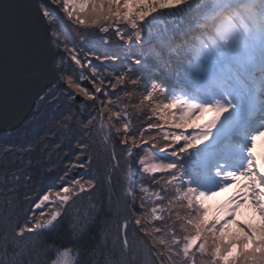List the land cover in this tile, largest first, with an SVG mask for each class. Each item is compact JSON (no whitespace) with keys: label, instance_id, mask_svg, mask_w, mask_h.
<instances>
[{"label":"snow or ice","instance_id":"6c2138e0","mask_svg":"<svg viewBox=\"0 0 264 264\" xmlns=\"http://www.w3.org/2000/svg\"><path fill=\"white\" fill-rule=\"evenodd\" d=\"M51 4L59 6L86 48L69 46L68 29L47 0H40L42 15L30 18L0 0V111L18 87L39 84V100L66 102L58 129L75 137L74 143L68 138L56 144L68 157L59 186L36 199L31 161L9 169L7 160L31 153V145L2 142L0 171L7 179L0 183V205L12 208L22 198L31 208L22 225L14 223L11 211L0 210V264H264V223L254 229L236 219L250 204L264 221V0ZM41 20L48 21L43 29ZM94 29L104 35L90 36ZM112 35L122 42L119 53L110 50ZM49 42L57 47L59 64L49 58ZM90 78L94 91L81 85ZM142 84L145 94L133 107L142 111L147 104L151 115L146 127H137L129 105L121 108L119 102L131 100ZM118 86L123 97L113 100ZM76 95L86 98L78 110ZM94 129L103 133L108 153L103 163L92 155ZM122 167L136 187L121 194L113 177ZM77 169L92 174L71 175ZM233 186L226 206L210 217L209 201ZM82 197L88 206L80 212ZM122 200L127 214L117 234L105 220L97 239L89 228L98 213L110 215L114 208L119 221ZM64 221L71 233L62 238L67 243L50 240L47 234L59 232ZM130 224L142 234L132 242Z\"/></svg>","mask_w":264,"mask_h":264},{"label":"trees","instance_id":"16d2710c","mask_svg":"<svg viewBox=\"0 0 264 264\" xmlns=\"http://www.w3.org/2000/svg\"><path fill=\"white\" fill-rule=\"evenodd\" d=\"M40 1V0H39ZM49 7L52 9L56 17L61 20L66 28L68 29V35H67V40L69 41V46H72V42H75L76 44L80 45L81 47H87L86 45L82 44L78 37L76 36V32L72 31V26L70 22L67 20V17L65 14L60 10L58 5H53L51 4V0H47ZM55 25H53L50 29L51 31L55 29ZM92 37L95 36H102V33H99L97 29H94L90 32L89 34ZM113 37V35H112ZM62 39L64 37H61ZM113 40V41H112ZM111 49L115 51L114 49H117L118 46L121 45V41L117 39V41L113 38L111 39ZM55 44V43H54ZM114 47V48H112ZM56 52H57V47L55 45ZM119 50V49H118ZM123 57L121 61H116L114 62L113 66H119L122 63ZM57 62L59 64V57L57 56ZM72 69H75L76 71L73 73L74 76H76L79 72V69L77 66L72 63L71 65ZM101 70L103 71V66L101 67ZM62 75V73L60 74ZM90 80V89L94 91L91 85V78ZM59 82V77L58 81ZM114 82V81H113ZM85 86V84H84ZM107 87V84L105 85ZM122 86H118L117 91L113 94L112 98L115 100L116 96H121L123 97V93L120 91V88ZM132 85L128 84L127 85V90H132ZM51 88L47 89L45 94H47L50 91ZM112 90L109 88V92ZM145 94V86L142 84L139 86L131 100H128L127 98H123L119 102V107H123L125 104L129 105V112L132 114V122L134 125L137 127L145 126L147 124V117L151 115L149 112V107L147 104L143 106L142 111L136 110L133 106L139 101L143 99V96ZM59 93H57V97H59ZM101 95V98L105 100L106 98L103 97L102 94H97ZM83 97V96H82ZM85 98V97H84ZM86 99V98H85ZM93 102L90 101V105ZM113 110H117L115 105H111ZM68 108L66 106V102L62 100H58V98H54L52 96H49L47 100L41 101L38 100L35 107L33 110L30 112L28 118L25 120V122L22 124L20 128L17 130L7 133V134H2L0 135V162H2V150L5 147V145L2 143L3 141L7 140L9 143H15V144H20L21 147H24L26 145H31L33 151L31 153H39V151L42 150L43 147H48L49 149L54 150L55 155L50 159L48 156L45 157V160L43 162H39L37 166H35L34 170H29V174L33 177L32 184L30 187L33 189L31 192V195L33 199H36L40 194H42L45 190L52 186H59V179L58 176L63 174V167L64 163L66 162L68 157L64 156L62 152L58 151L55 149L57 143H64L67 141L68 138H72L73 143L75 141V137L73 136L72 132L69 131L68 133H64L62 131H59L58 129V124L57 122L60 120L61 116L63 113L67 112ZM89 111H92L93 114L95 115L96 112L90 108ZM38 113V114H37ZM34 114H36L34 116ZM108 113L105 112V119L107 118ZM31 122V123H29ZM113 123H117L115 118L113 119ZM96 127L99 128V122H96ZM112 132L115 133V128L112 129ZM55 134V135H53ZM103 134V133H102ZM93 139H91L90 143L93 146V158L94 160H97L100 163H103L108 157V153L104 150V144L103 140L99 137L98 133L94 129L93 131ZM122 147V146H121ZM119 151V149H117ZM47 155V154H46ZM11 157H7L8 161H12L10 159ZM63 161V162H62ZM121 164H124V161H121ZM19 165V163H18ZM17 165V166H18ZM24 165V164H23ZM16 166L8 164V168L12 169ZM96 165H93V168H95ZM51 169V171H49ZM133 171L136 174V177L140 175L139 171L137 170L136 166L133 167ZM92 174V170L90 169H77L74 170L71 175H84V176H90ZM135 178V177H134ZM7 179V174L0 171V183H4L5 180ZM114 180L117 181V187L120 193L122 194L124 189L128 187H132L135 189L136 185L135 184H129L126 175H125V170L122 167L120 172L116 173L113 177ZM14 204L17 202L14 201ZM106 205V201H105ZM77 206L79 207V211L83 212L86 210L88 206V201L82 197L81 200L77 201ZM30 208L31 204L30 203H25L23 199L18 203V206L9 208L8 206H3L0 205V210L4 212L11 211L12 217L14 220L15 224H21L25 220V218L30 215ZM120 212H121V219L118 221L115 217V209L113 208V213L112 214H107L105 212H100L98 213V219L95 222L94 225H92L89 228V232L92 234H95L97 239H99V232L104 224L105 220L108 221L110 227H111V232L113 235L117 234V223H122L123 215H126V211L124 209V203L123 200L121 201L120 204ZM75 214V213H73ZM154 224H158L159 222L153 221ZM48 238L51 240L53 236L57 239L58 243H67L66 239H62L64 237L70 238L71 233L68 231V224L67 221H64L63 224L61 225V228L59 232L53 234V233H48ZM142 234L139 233L134 225L130 224L128 228V239L130 242L133 241V237H140ZM110 244V241H109ZM135 246L139 248V241H136Z\"/></svg>","mask_w":264,"mask_h":264},{"label":"water","instance_id":"95a60500","mask_svg":"<svg viewBox=\"0 0 264 264\" xmlns=\"http://www.w3.org/2000/svg\"><path fill=\"white\" fill-rule=\"evenodd\" d=\"M3 3L15 5L16 11L22 18H30L37 12H40L42 15V10L39 8V0H3ZM47 24V20H41V29L45 28ZM47 31L50 36L51 29L49 28ZM48 55L51 61L58 64L54 43L49 42ZM57 81H54V83H57ZM40 87L41 85L39 84L23 85L9 94L8 103L5 105L3 110L0 111V135L13 132L22 126L39 100L36 96V92L40 91ZM49 88H51V84L49 87L44 88L41 95H44L46 90ZM75 100L78 108V104L86 99H84L81 95H76ZM87 103L89 104V101H87ZM98 134L103 139L101 133Z\"/></svg>","mask_w":264,"mask_h":264},{"label":"rangeland","instance_id":"374dc122","mask_svg":"<svg viewBox=\"0 0 264 264\" xmlns=\"http://www.w3.org/2000/svg\"><path fill=\"white\" fill-rule=\"evenodd\" d=\"M102 35H104V34H102ZM113 38L117 41V38L114 35H113L112 39ZM112 48H114V47H112ZM114 50L119 53L120 46H118V48L114 49ZM84 84H85L86 87L89 88L90 87V80L82 81L81 85L84 86ZM89 90L93 91L90 88H89ZM260 150H261L260 149V142L258 141V147H257L258 154H259ZM261 171H264V165H262ZM233 191H235V186H233L232 189H228V190H226L223 193H218L217 196L213 197L209 201L208 206H209V209H210V211H209V216L210 217L217 209H220V208H223V207L226 206V200L232 194ZM236 219L241 221L244 224L251 225L254 229L255 228H259V226L262 223H264V221H261L259 214L257 212H255L251 208L250 204L249 205H245L241 209L238 210L237 215H236ZM233 231H237L235 226H233Z\"/></svg>","mask_w":264,"mask_h":264},{"label":"flooded vegetation","instance_id":"af4514ba","mask_svg":"<svg viewBox=\"0 0 264 264\" xmlns=\"http://www.w3.org/2000/svg\"><path fill=\"white\" fill-rule=\"evenodd\" d=\"M89 105H90V101H89ZM78 109H79V104H78V108L76 110H78ZM99 137H100V135H99ZM17 145H20V144H17ZM55 149H57V148L55 147ZM53 155H55L54 150L49 149L48 147H43L42 150L39 151V153H37V152L36 153H28V154H25L23 156H20L19 153H14L13 155L9 156V157H11L10 159L12 161H8V164H10V165L14 164V166L19 167V166H23V164H25L26 161L30 160L31 165H32L31 169H30V171H31V170H34L35 166H37L39 164V162H43L45 160L46 156H48V158L51 159L53 157ZM18 163H19V165H18Z\"/></svg>","mask_w":264,"mask_h":264},{"label":"bare ground","instance_id":"6f19581e","mask_svg":"<svg viewBox=\"0 0 264 264\" xmlns=\"http://www.w3.org/2000/svg\"><path fill=\"white\" fill-rule=\"evenodd\" d=\"M101 135L103 136V134L101 133Z\"/></svg>","mask_w":264,"mask_h":264}]
</instances>
